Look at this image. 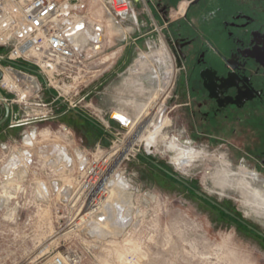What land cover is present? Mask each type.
<instances>
[{"label":"rangeland","instance_id":"rangeland-1","mask_svg":"<svg viewBox=\"0 0 264 264\" xmlns=\"http://www.w3.org/2000/svg\"><path fill=\"white\" fill-rule=\"evenodd\" d=\"M104 1L87 0L90 20L103 21L104 40L93 61L61 75L66 99L54 100L58 84L44 83L42 110L36 91L20 101L22 88L0 87L15 113L0 125V264H39L53 254L70 256L72 264H264V129L236 135L225 127L196 128L181 110L179 66L167 23L155 14L159 4L134 1L115 24ZM170 3L174 19L186 2ZM171 61L176 74L167 86ZM4 110L0 103V119ZM112 111L128 117L129 126L111 118ZM160 118L164 125L148 151L143 137ZM129 130L142 136L136 150L119 159ZM31 131L34 140L25 138ZM173 142L200 153L179 167ZM15 158L10 178L7 165ZM92 164L110 170L98 208L87 213L83 187ZM222 167L250 184L239 186L235 177L221 186ZM115 175L125 188H113ZM40 184L47 194L38 193Z\"/></svg>","mask_w":264,"mask_h":264},{"label":"flooded vegetation","instance_id":"flooded-vegetation-1","mask_svg":"<svg viewBox=\"0 0 264 264\" xmlns=\"http://www.w3.org/2000/svg\"><path fill=\"white\" fill-rule=\"evenodd\" d=\"M171 1L154 0L159 4L155 14L167 23V42L178 62L183 114L204 132L221 127L236 135L243 129L260 132L264 129V0H184L183 11L174 19L169 15ZM166 54L172 58L168 50ZM168 70L173 72L172 85L173 62Z\"/></svg>","mask_w":264,"mask_h":264},{"label":"built area","instance_id":"built-area-1","mask_svg":"<svg viewBox=\"0 0 264 264\" xmlns=\"http://www.w3.org/2000/svg\"><path fill=\"white\" fill-rule=\"evenodd\" d=\"M134 1L137 0H105L103 9L115 24H119L125 20ZM86 8L87 0H0V71L3 77L7 70L14 72L15 87L22 90L34 82L39 101L35 105L41 109L47 106L42 97L43 84H58L57 96L53 99L61 96L66 99L64 94L69 86L61 75L78 70L81 66L84 68L85 62L93 61V56L101 49L103 21L98 18L90 20L91 13ZM16 62L33 65L38 71L36 74L24 71L15 67ZM1 63L7 65L2 67ZM38 75L42 81H38ZM3 77L0 79L2 88L7 86ZM18 96L20 100L24 99L23 95ZM0 103L9 104L10 114H15L12 100L2 97ZM100 166L96 168L92 164L83 187L82 204L87 213L98 208L97 202L106 192L105 184L101 181L110 170V165L97 170ZM92 177L95 178L90 182ZM72 263L68 255L53 254L43 258L39 264Z\"/></svg>","mask_w":264,"mask_h":264},{"label":"bare ground","instance_id":"bare-ground-1","mask_svg":"<svg viewBox=\"0 0 264 264\" xmlns=\"http://www.w3.org/2000/svg\"><path fill=\"white\" fill-rule=\"evenodd\" d=\"M109 20V19H108ZM111 21H107V25H110L111 23H108ZM104 38H106V34L104 33ZM101 41H103V38H100ZM159 59H162V57H160ZM7 72L6 74L4 73V77H3V81L5 82V84L7 86H9L10 88H14L15 87V83H14V72H12L11 70H7L5 71ZM173 80V75L172 76H167L164 79V82L167 86H170ZM36 84L34 82L29 83L26 87H24V89L21 92V95H23L22 97H26V92H31L33 90H36ZM20 101H23L20 100ZM26 102V101H25ZM158 109V107H155L153 109V111L151 112V114L149 116H147V119L144 120V122L148 121L149 119L152 118V116L154 114H156L155 109ZM152 109V108H151ZM156 109V110H157ZM111 117L114 118L115 120H117L118 122H120L123 126V128H126L129 126L130 124V119L124 115H122L119 112L116 111H112L110 113ZM142 125V124H141ZM164 123H162L161 118L159 119L158 124L156 125V128L149 132L146 136L143 137V139L146 141L145 142V148L149 151L150 148L152 147V145L154 144L155 138L158 135V133L161 131V128L163 127ZM132 128V127H131ZM142 129V126H141ZM143 130V129H142ZM142 130L140 131L139 135L137 134L136 131L129 130V137H127L126 140H122L121 141V145L120 147H122L121 151L118 154V158H122L125 155H127L128 152L130 151H135L136 149L134 148V146L136 145V143L139 141L138 136H142ZM35 131H31L30 133H28L25 138H32V140L35 139ZM24 138V143L27 146H32L33 143H29L30 140H27ZM170 148L176 151V155L174 156V160L177 161L179 167H182L183 165L187 164L188 160H190L191 158H194L195 156H198V152L193 148V147H188V146H181L178 145L176 143L173 142V144L170 146ZM79 157H82L81 153H78ZM16 159V158H15ZM83 159V158H82ZM27 161V158H25V162ZM15 162V161H14ZM17 162V161H16ZM224 164V163H223ZM9 172V171H8ZM8 174V173H7ZM241 174V173H240ZM220 181L218 182V184H220L221 186H225L227 184V182H229V180H233L235 177V180L237 181V184L240 186L244 183L246 184H250V182H248L244 175L241 176H237L236 174H232L233 177H229L230 173L229 171L226 169V167H222V173H220ZM9 177V176H8ZM228 180V181H227ZM113 188H118L119 190H121L120 188H125V181L123 179V177L121 175H115L114 179H113ZM54 188V186H53ZM48 190L46 187H44V184H40L38 187V193H40V195L42 194H47ZM253 196H258L259 192L258 191H251ZM109 193H111V190L109 191ZM260 196V195H259ZM264 200V199H263ZM261 205L264 207V201L261 202ZM96 210V209H95ZM264 210V208H263ZM77 224V223H76ZM75 224V225H76ZM76 226L72 225L70 228H75Z\"/></svg>","mask_w":264,"mask_h":264},{"label":"water","instance_id":"water-1","mask_svg":"<svg viewBox=\"0 0 264 264\" xmlns=\"http://www.w3.org/2000/svg\"><path fill=\"white\" fill-rule=\"evenodd\" d=\"M3 74L0 71V79H2ZM0 98H2V95L0 94ZM4 115L3 117L0 119V125L3 124L8 118H9V114H10V110H9V106L7 104L4 105ZM112 118V117H111ZM114 119V118H113Z\"/></svg>","mask_w":264,"mask_h":264},{"label":"crops","instance_id":"crops-1","mask_svg":"<svg viewBox=\"0 0 264 264\" xmlns=\"http://www.w3.org/2000/svg\"><path fill=\"white\" fill-rule=\"evenodd\" d=\"M42 110H44V109H42ZM15 161V162H14ZM17 161V162H16ZM18 161L19 160H17V159H13V160H11L10 162H9V164L7 165L8 166V171H7V173L8 174H6L7 175V177L9 176L10 178H11V175L12 174H14V172H13V170L14 169H17V167H18Z\"/></svg>","mask_w":264,"mask_h":264},{"label":"trees","instance_id":"trees-1","mask_svg":"<svg viewBox=\"0 0 264 264\" xmlns=\"http://www.w3.org/2000/svg\"><path fill=\"white\" fill-rule=\"evenodd\" d=\"M14 65L17 66V67H20V68H24V69L27 68L25 65H23L21 63H15Z\"/></svg>","mask_w":264,"mask_h":264}]
</instances>
